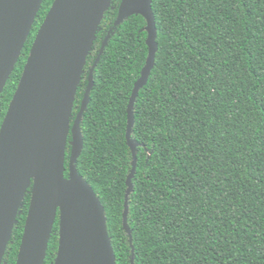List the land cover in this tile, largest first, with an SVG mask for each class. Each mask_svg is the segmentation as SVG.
Wrapping results in <instances>:
<instances>
[{"label": "trees", "instance_id": "1", "mask_svg": "<svg viewBox=\"0 0 264 264\" xmlns=\"http://www.w3.org/2000/svg\"><path fill=\"white\" fill-rule=\"evenodd\" d=\"M53 1H43L34 35ZM121 1L111 0L98 28L71 118L87 95L73 168L102 205L115 263L264 264V0L152 1L158 50L133 108L132 245L123 228L127 107L148 47L145 19L120 20ZM30 48L0 95V128ZM30 198L31 184L1 264L16 263ZM58 247L59 214L44 264H55Z\"/></svg>", "mask_w": 264, "mask_h": 264}, {"label": "water", "instance_id": "2", "mask_svg": "<svg viewBox=\"0 0 264 264\" xmlns=\"http://www.w3.org/2000/svg\"><path fill=\"white\" fill-rule=\"evenodd\" d=\"M44 0H0V95L26 45L31 48L0 128V264L25 194L31 198L15 264H44L59 214L55 264H116L104 210L93 190L74 171L83 141L80 131L87 95L71 124L78 86L96 33L111 0H54L37 33L33 25ZM153 0H122L119 19L140 15L146 21L148 55L127 107L126 143L132 153L128 196L137 166L131 140L133 108L155 66ZM93 87L89 75L87 93ZM71 134L70 179H65V152ZM133 252V248H132ZM131 264H134L132 255Z\"/></svg>", "mask_w": 264, "mask_h": 264}]
</instances>
